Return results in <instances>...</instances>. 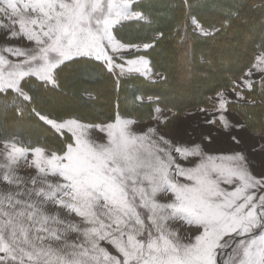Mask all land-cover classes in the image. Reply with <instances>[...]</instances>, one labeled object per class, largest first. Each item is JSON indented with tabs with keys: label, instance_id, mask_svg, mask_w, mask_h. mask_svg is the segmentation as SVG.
<instances>
[{
	"label": "snow or ice",
	"instance_id": "obj_1",
	"mask_svg": "<svg viewBox=\"0 0 264 264\" xmlns=\"http://www.w3.org/2000/svg\"><path fill=\"white\" fill-rule=\"evenodd\" d=\"M254 6L252 0H233L216 28L205 27L194 11L199 0H182L183 24H177L176 32L181 41L189 28L193 36L208 37L209 28L218 34L231 28L233 20L245 21ZM158 13L157 0H0V14L19 26L11 38L22 35L34 44L29 49L5 47L3 52L15 60L0 53V110L15 108L20 117L27 112L37 126L36 140L47 137L43 145L33 146L31 136L21 140L18 127L10 132L0 127L4 167L9 169L3 181L19 189L0 198V264H264V176H253L242 154L208 156L212 163L186 168L176 163L171 146L155 152L144 148L145 134H134L129 119L118 115L114 123L93 125L107 133L106 144H93L84 138L89 125L55 112L54 101L63 93L67 73L80 78L119 70L120 75L148 77L150 61L139 53L164 37L162 29L152 27ZM145 27L153 33L149 41L139 36ZM255 83L244 81L253 91ZM259 83L264 90V79ZM237 88L233 85L241 96ZM228 103L221 97L213 107L226 111ZM29 152L39 173L61 178L49 183L48 191L21 187L13 180V164ZM175 153L181 158L201 154L186 147H175ZM221 184L234 187L226 190ZM162 189L174 200L157 203L154 196ZM48 201L82 218L85 225H67L83 236L68 245V251L45 247L48 237L42 233L61 239L48 221H62L38 210ZM138 209H146V215ZM170 218L194 225L193 240L173 239L165 230ZM145 233L144 239L137 238ZM101 241L118 255L101 247ZM225 249H231L226 260Z\"/></svg>",
	"mask_w": 264,
	"mask_h": 264
},
{
	"label": "trees",
	"instance_id": "obj_2",
	"mask_svg": "<svg viewBox=\"0 0 264 264\" xmlns=\"http://www.w3.org/2000/svg\"><path fill=\"white\" fill-rule=\"evenodd\" d=\"M215 3L219 6L214 7ZM223 3L224 0H199V7L194 11L205 27L219 28L226 10ZM252 3L255 6L247 12L245 21L233 20L231 28L218 34H211L209 28L208 37L193 36L189 28L187 39L181 41L176 28L178 23L183 24L182 0H157L159 13L152 27L162 29L164 37L157 46L146 53L141 49L140 53L148 57L152 70L161 72L162 77L150 79L138 73L120 75L119 70L115 74L94 72L90 77L80 78L67 73L63 93L54 101L55 112L65 118L103 123L118 115L138 120L151 118L154 107L159 105L172 111L171 121L190 108L213 106L211 96L223 88L238 86L236 80L253 63L255 53L264 52V0H252ZM170 4L177 7L170 9ZM252 30L257 35L244 44L243 37ZM152 35L147 27L139 33L145 41ZM179 72L189 73L198 83L195 87H186L184 81L178 80ZM262 79L264 73L254 80V91L238 86L246 99L229 100L227 105L254 133L264 132V95L261 94L264 90L259 83ZM137 96L142 99L137 100ZM1 114L4 117L0 118V127H6L9 132L18 127L21 140L31 136L33 146H41L47 140L44 136L36 140L37 126L27 112L20 117L15 108H9L0 110Z\"/></svg>",
	"mask_w": 264,
	"mask_h": 264
},
{
	"label": "rangeland",
	"instance_id": "obj_3",
	"mask_svg": "<svg viewBox=\"0 0 264 264\" xmlns=\"http://www.w3.org/2000/svg\"><path fill=\"white\" fill-rule=\"evenodd\" d=\"M232 3L233 0H224L222 5L227 9ZM218 6L219 3L214 4V7ZM210 7L214 9L213 5H210ZM12 31L19 32L18 24L13 25L10 20L0 14V53L4 54L8 59L15 60V57L3 52L5 47H21L29 49L34 47V44H30V42H28L22 35L11 38ZM256 35L257 32L255 30L249 31V34L243 37L244 44H248V41ZM230 56L233 57V55ZM255 57L257 58L255 67L250 69L247 78L264 72V64L261 63V58L264 57V52H256ZM120 63H123V61ZM153 72L158 74L159 71ZM154 79H158V77ZM178 80L184 81L185 86L190 88L195 87L198 83L196 79L191 78L189 73L186 72H179ZM206 81L209 82V79ZM219 94L220 95L215 93L211 96L214 103L213 105H218L221 97L225 100L241 98V96H237L236 91L232 89L221 90ZM154 109L155 112L153 116L147 119L138 120L134 117H121L132 121L129 128L134 134H145L146 139L143 142L144 148L151 149L155 152L157 148H169L171 146L173 156L176 158V163L186 168L195 167L196 164L201 162L212 163L206 160L208 156L220 157L239 153L246 158L248 169L253 176L257 178L264 176V132L254 133L251 131L252 133H250L247 128L244 127L241 119L236 114L233 115L228 108L226 111H221L218 107L197 106L190 108L188 111L186 110L185 113L177 115L171 121L170 117L173 115L171 110L163 109L159 105L155 106ZM2 115L3 114H1L0 118ZM116 118L105 123H89L82 121L89 125L84 131V138L93 144H106V131H102L99 127H93V125L106 126L108 123H114ZM209 121L214 122L210 123ZM234 137L235 139H233ZM165 141L170 142V144H166ZM175 147H186L190 151L198 150L201 154L181 158L175 153ZM32 159L31 152H29L26 158H20L19 161L12 166L13 180L18 179L21 187H26L28 189L43 188L45 191H48L49 183L55 184L60 182L61 178L58 176L39 173L34 164H32ZM5 163V146L2 140H0V198L19 190L16 183L9 184L8 182L3 181V175L9 171V169L4 167ZM215 163L220 164L222 161L216 160ZM223 163L228 164L229 162L223 161ZM33 181H35V183H33ZM180 181L182 183H191L184 178H180ZM221 187L226 190H232V187L234 186L221 184ZM251 191L255 192L257 196L262 194L259 189H252ZM25 198L31 200L40 199L36 197ZM154 199L157 203H169L174 200V195L170 191L162 189L154 196ZM38 210H44L45 214L49 217H55L62 221V223L56 224L52 219H49L48 226L58 229L61 239L57 241L55 238L49 236L48 233H42L48 237V239L45 240V247H51L54 250L68 251L70 250L67 247L68 245L79 243L83 240V236L79 231L67 230V225L70 223L75 224L78 229L85 227L82 218L75 214H69L66 210L59 208L54 201L46 202L41 205ZM138 211L141 212L142 216L147 213L146 209H138ZM100 218L107 222L106 217ZM2 223L3 221L0 220V224ZM165 230L167 233L171 234L173 239H179L182 243H187L193 240L194 235L196 234L194 225H188L186 222L172 218L165 222ZM145 236L146 233L137 238L144 239ZM100 246L107 249L113 255H118L116 250L107 242L101 241ZM230 252L231 249L224 250L225 260Z\"/></svg>",
	"mask_w": 264,
	"mask_h": 264
},
{
	"label": "crops",
	"instance_id": "obj_4",
	"mask_svg": "<svg viewBox=\"0 0 264 264\" xmlns=\"http://www.w3.org/2000/svg\"><path fill=\"white\" fill-rule=\"evenodd\" d=\"M139 54H141V55H144V54H142V53H139ZM145 57L147 58V60H149L148 59V57L145 55ZM256 57H255V59H254V61H253V63L243 72V74L236 80V83L238 84V86L240 87V88H247L246 86H245V84H244V81L245 80H247V79H251L252 81H254L255 79H257L259 76H261L264 72H261V73H259V74H257V75H255V76H253V77H250V78H247V76H248V73L250 72V69L251 68H253V67H255V63H256ZM119 63L121 62V61H118ZM151 67V66H150ZM139 74V73H138ZM162 76V73L161 72H158V74L157 73H154L153 72V70H152V68H151V73H150V75L147 77V78H150V79H154V78H156V77H161ZM230 89H232L233 90V87H227V88H223V89H221V90H230ZM221 90H219L217 93H219V92H221ZM237 90H239V91H241L239 88H237ZM242 93V92H241ZM237 98H239V97H237ZM246 98L244 97V95L242 94L241 95V98L240 99H228L227 101H229V100H236V101H244ZM157 106V105H156ZM227 108H228V106H227ZM229 109V108H228ZM188 110H190V109H188ZM187 110V111H188ZM232 113H233V115L234 114H236L239 118H240V116L235 112V111H233V110H231V109H229ZM154 112H155V109H154ZM186 112V111H185ZM184 112V113H185ZM117 117V116H116ZM115 117V118H116ZM120 117H123V116H120ZM114 118V119H115ZM126 118H131V117H126ZM241 119V118H240ZM111 121V120H110ZM241 121H242V123H243V125H244V127L245 128H247L246 126H245V124H244V122H243V120L241 119ZM103 123H105V122H103ZM247 130L250 132V133H252L248 128H247Z\"/></svg>",
	"mask_w": 264,
	"mask_h": 264
}]
</instances>
